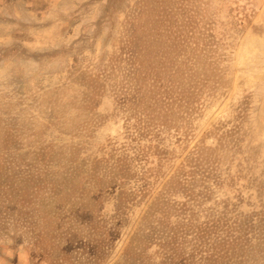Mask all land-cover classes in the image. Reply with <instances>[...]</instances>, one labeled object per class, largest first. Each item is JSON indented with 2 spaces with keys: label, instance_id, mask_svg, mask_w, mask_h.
Masks as SVG:
<instances>
[{
  "label": "rangeland",
  "instance_id": "374dc122",
  "mask_svg": "<svg viewBox=\"0 0 264 264\" xmlns=\"http://www.w3.org/2000/svg\"><path fill=\"white\" fill-rule=\"evenodd\" d=\"M0 264H264V0H0Z\"/></svg>",
  "mask_w": 264,
  "mask_h": 264
}]
</instances>
